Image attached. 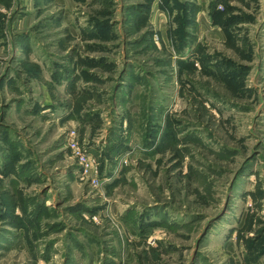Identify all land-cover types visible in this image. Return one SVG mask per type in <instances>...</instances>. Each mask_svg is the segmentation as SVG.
<instances>
[{
	"label": "rangeland",
	"instance_id": "1",
	"mask_svg": "<svg viewBox=\"0 0 264 264\" xmlns=\"http://www.w3.org/2000/svg\"><path fill=\"white\" fill-rule=\"evenodd\" d=\"M0 264H264V0H0Z\"/></svg>",
	"mask_w": 264,
	"mask_h": 264
},
{
	"label": "crops",
	"instance_id": "2",
	"mask_svg": "<svg viewBox=\"0 0 264 264\" xmlns=\"http://www.w3.org/2000/svg\"><path fill=\"white\" fill-rule=\"evenodd\" d=\"M156 5H158V3L156 4ZM156 5L154 4V5H152V10L153 11H155L156 10ZM157 9H159V8H157ZM159 11V10H158ZM137 15H142V16H147V14L146 13H141V12H139ZM157 16V15H156ZM162 33H163V31H162Z\"/></svg>",
	"mask_w": 264,
	"mask_h": 264
}]
</instances>
